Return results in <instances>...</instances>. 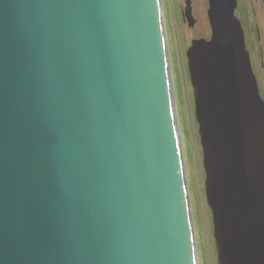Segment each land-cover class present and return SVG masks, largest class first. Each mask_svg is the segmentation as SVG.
<instances>
[{"label": "water", "instance_id": "obj_1", "mask_svg": "<svg viewBox=\"0 0 264 264\" xmlns=\"http://www.w3.org/2000/svg\"><path fill=\"white\" fill-rule=\"evenodd\" d=\"M236 6L209 0L188 68L218 263L264 264ZM168 56L161 0H0V264H198Z\"/></svg>", "mask_w": 264, "mask_h": 264}, {"label": "rangeland", "instance_id": "obj_2", "mask_svg": "<svg viewBox=\"0 0 264 264\" xmlns=\"http://www.w3.org/2000/svg\"><path fill=\"white\" fill-rule=\"evenodd\" d=\"M196 22L192 28L183 25L181 10L185 0H162L170 55L177 119L181 134L186 176L194 218L199 264H218L213 221L205 195L206 175L199 125L195 118L193 89L189 80L186 52L191 41L211 35L207 11L209 0H193Z\"/></svg>", "mask_w": 264, "mask_h": 264}, {"label": "flooded vegetation", "instance_id": "obj_3", "mask_svg": "<svg viewBox=\"0 0 264 264\" xmlns=\"http://www.w3.org/2000/svg\"><path fill=\"white\" fill-rule=\"evenodd\" d=\"M186 2L187 0H185V8L181 10L182 23L183 25L186 23L191 25V23H188L186 17ZM192 7L191 15L193 18L194 11L196 10L193 0ZM235 16L241 24L246 50L250 56V62L257 81L259 94L264 101V0H237ZM193 20H195V23V17ZM194 23L191 25L192 27ZM210 37L211 35H206L205 37L196 38L193 39L191 43L194 40L210 39Z\"/></svg>", "mask_w": 264, "mask_h": 264}, {"label": "bare ground", "instance_id": "obj_4", "mask_svg": "<svg viewBox=\"0 0 264 264\" xmlns=\"http://www.w3.org/2000/svg\"><path fill=\"white\" fill-rule=\"evenodd\" d=\"M161 10H162V17H163V5L161 3ZM177 120V127H178V131H180L179 129V122H178V119L176 118ZM179 139H180V147H181V152H182V156H183V160H184V153H183V146H182V140H181V134H179ZM185 167L184 163H183V168Z\"/></svg>", "mask_w": 264, "mask_h": 264}]
</instances>
